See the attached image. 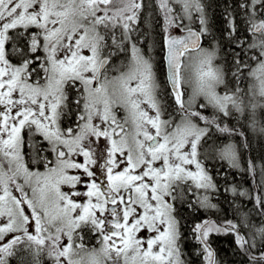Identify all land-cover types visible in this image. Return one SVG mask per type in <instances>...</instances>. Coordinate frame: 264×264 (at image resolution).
<instances>
[{"label": "snow or ice", "instance_id": "6c2138e0", "mask_svg": "<svg viewBox=\"0 0 264 264\" xmlns=\"http://www.w3.org/2000/svg\"><path fill=\"white\" fill-rule=\"evenodd\" d=\"M154 6L163 82L139 46L145 0H0V264H188L177 206L217 209L220 191L201 149L214 131L227 136L213 158L239 168L232 138L247 137L230 122L264 137V0L226 10L235 87L220 42L202 43L205 0ZM254 200L264 216V195ZM192 233L208 264H218L214 233L264 264V225L247 216L204 219Z\"/></svg>", "mask_w": 264, "mask_h": 264}, {"label": "trees", "instance_id": "16d2710c", "mask_svg": "<svg viewBox=\"0 0 264 264\" xmlns=\"http://www.w3.org/2000/svg\"><path fill=\"white\" fill-rule=\"evenodd\" d=\"M238 0H205L206 14L208 19L209 35L203 40L205 47L210 44H215L216 41L220 42L222 51L220 53L221 59L218 63H223L228 71V85L235 87L236 82L231 76L233 70V47L230 46V42L224 38L226 32V10H232L229 5H235ZM146 7L143 15L141 35L145 37V41L157 45L159 47L160 58L156 62L157 75L163 82L165 80V70L163 64L162 52V35L159 29V25H162L161 18L153 14V18L147 17V12H153L155 10L154 0H145ZM236 11H239L236 9ZM242 17L238 18L237 24L239 25L238 36H245L247 33L244 31V27L241 24ZM213 36L216 40H213ZM145 42L142 43V47L145 49ZM156 46V47H157ZM143 50V49H142ZM239 49H236L238 51ZM144 53L146 51L144 50ZM122 62V61H121ZM251 83L249 80H244L240 83L242 88H247V85ZM171 105L169 111L175 108L173 101L169 100ZM208 114H211L210 110ZM264 119V117H260ZM71 124L75 121V116H69L66 118ZM247 121L241 119L239 122L236 120L230 122V126L235 125L244 129L247 139L244 137L241 139L239 136L232 139L239 143L241 146L242 158L239 168L231 167L227 161H221L213 158L215 153V146L221 141L228 142L227 136H221L217 132H213L211 139L204 144L201 151L207 155L206 164L209 168L212 176L215 179L220 191L213 197V202L217 204V209L205 211L204 209L194 210L188 208L186 204L177 206V216L181 224V232L183 239L181 241L184 252V259L188 264H207L204 259V253L201 250L202 246L195 239L192 228L195 223L204 219H212L215 221L233 220L239 222V220L247 216L252 224L259 227L264 225V216H262L256 209L254 197L257 195H264V188L259 185L258 179V167L262 168L264 173V137L254 133L248 126ZM244 141V143H242ZM247 145V146H245ZM208 153V154H207ZM251 165V167H250ZM260 174V173H259ZM235 187L237 192H247L249 195L241 196L234 195L231 189ZM252 197V199H250ZM249 229H242L243 234H247ZM209 243L214 251V259L218 264H247V258L243 255L238 244L235 241L233 234H212L209 237ZM30 260V258H29ZM13 264H17L13 261ZM28 264V262H26Z\"/></svg>", "mask_w": 264, "mask_h": 264}, {"label": "rangeland", "instance_id": "374dc122", "mask_svg": "<svg viewBox=\"0 0 264 264\" xmlns=\"http://www.w3.org/2000/svg\"><path fill=\"white\" fill-rule=\"evenodd\" d=\"M145 11L143 12L142 14V17H141V23L139 25V33L141 32H145V29L142 30V23H143V15H144ZM156 13V15L158 16L159 18V13L154 10L153 12H147V17L148 18H153V14ZM163 23V21H162ZM159 29H160V32H161V25H159ZM163 34V33H162ZM149 40H144V39H140V44L139 46L141 47V49H143V51L145 50L148 54L150 53V56L152 57V59L154 60L155 64L156 62L158 61V59L160 58V50H159V47L155 44H151L148 42ZM145 42V49L142 47V43ZM157 46V47H156ZM126 58V54L125 53H120L119 54V58L116 60V63H120L121 61H124ZM252 83V81H251ZM230 87V86H229ZM246 89V88H245ZM210 112H211V109H209ZM209 112V111H208ZM178 118V117H177ZM242 143H244V141H242ZM239 144V143H238ZM208 154V153H207ZM260 173V174H259ZM258 179H259V182L258 184L259 185H262V187L264 188V184H262V181H264V173L262 172V168L260 169V167H258ZM83 190V189H81ZM244 192V191H243ZM245 196V195H244ZM144 235H147V233H143ZM214 258V257H213ZM206 263L208 264V262L206 261Z\"/></svg>", "mask_w": 264, "mask_h": 264}, {"label": "flooded vegetation", "instance_id": "af4514ba", "mask_svg": "<svg viewBox=\"0 0 264 264\" xmlns=\"http://www.w3.org/2000/svg\"><path fill=\"white\" fill-rule=\"evenodd\" d=\"M159 17H160V15H159ZM161 21H162V19H161ZM162 32V31H161ZM140 34V39H144L145 40V37L143 36V35H141V33H139ZM161 35H162V52H161V55H162V58L164 57V51H163V34L161 33ZM146 55H148V56H150V53L148 54L147 52L145 53ZM163 64H164V70H165V80H166V64L164 63V61H163ZM235 119H233L232 121H234ZM231 121V122H232ZM69 125H71V123L69 122V121H66V119H65V121H64V126L65 127H67V126H69ZM240 130L241 131H243L244 132V129L243 128H241L240 127ZM241 139L243 138V137H240ZM101 143H103V141H101ZM81 159V161H82V157L80 158ZM96 243V241H95V237H90V244H89V246H92L93 244H95ZM97 247H98V245H96Z\"/></svg>", "mask_w": 264, "mask_h": 264}, {"label": "water", "instance_id": "95a60500", "mask_svg": "<svg viewBox=\"0 0 264 264\" xmlns=\"http://www.w3.org/2000/svg\"><path fill=\"white\" fill-rule=\"evenodd\" d=\"M202 43H203V41H202Z\"/></svg>", "mask_w": 264, "mask_h": 264}]
</instances>
